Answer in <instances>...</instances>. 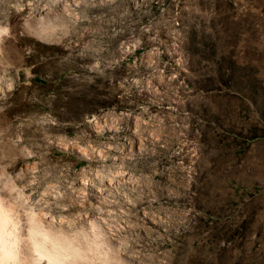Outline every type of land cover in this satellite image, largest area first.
Masks as SVG:
<instances>
[{
	"label": "rangeland",
	"instance_id": "374dc122",
	"mask_svg": "<svg viewBox=\"0 0 264 264\" xmlns=\"http://www.w3.org/2000/svg\"><path fill=\"white\" fill-rule=\"evenodd\" d=\"M67 1L0 0L2 204L67 264H264V0Z\"/></svg>",
	"mask_w": 264,
	"mask_h": 264
},
{
	"label": "bare ground",
	"instance_id": "6f19581e",
	"mask_svg": "<svg viewBox=\"0 0 264 264\" xmlns=\"http://www.w3.org/2000/svg\"><path fill=\"white\" fill-rule=\"evenodd\" d=\"M73 3H63L70 16L76 15ZM40 35L45 37L42 32ZM45 214L48 212L36 214L0 201V264H67L82 259V251L71 243L69 235L61 228L53 230V223L43 218Z\"/></svg>",
	"mask_w": 264,
	"mask_h": 264
}]
</instances>
